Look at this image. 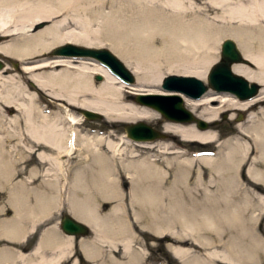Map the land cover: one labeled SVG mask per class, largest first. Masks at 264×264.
<instances>
[{"label":"bare ground","instance_id":"6f19581e","mask_svg":"<svg viewBox=\"0 0 264 264\" xmlns=\"http://www.w3.org/2000/svg\"><path fill=\"white\" fill-rule=\"evenodd\" d=\"M109 2L112 10L103 14L117 17L118 1ZM146 3L147 0H135L129 10ZM161 3L164 9L154 7L152 17H146L150 16L148 10L145 17L139 16L140 12L136 17L128 14L129 28L124 27L122 41L111 42L110 36V44L105 45L99 33L88 30L92 16H103L95 11L100 5H94L93 0H0V36L5 37L0 53L21 61L19 74H12L14 69L7 66L0 69V187L11 186L14 190L7 204L12 214L0 220V239L19 243L33 232L38 237L27 253L0 245V264L11 261L12 256L17 263L10 264H64L62 260L68 258L74 237H60L54 228L56 223L45 225L55 211L61 210L62 200L68 202L66 211L90 228L87 239L83 235L77 239V249L91 264H143L139 256L145 249L140 250L136 244L143 245L139 232L168 236L166 248L180 264L259 262L264 242L254 225L262 210L251 197L260 199L254 191L258 185L264 189V0H204L205 7L193 0ZM206 7L215 11L211 19L197 15ZM188 15L192 17L187 19ZM71 22L79 27H67ZM212 22L222 24L211 27ZM38 23L46 24L35 28ZM216 34L234 40L247 60L232 62L230 70L248 82H257L260 89L246 99L210 86L212 92L196 98L179 93L186 109L208 122L222 109L230 115L234 110L245 114L234 134L223 140V152L194 154L219 176L218 195L206 191L204 198L209 203H199L186 184L192 158L170 150L173 147L168 142L156 143L125 133L117 136L113 128L120 122L135 124L158 118L162 131L180 139L217 142L216 133L209 127L200 128L194 121L178 119L184 112L169 110H173L175 97L166 95L176 91L159 89L166 74L206 78L207 68L217 57L210 56L206 44ZM64 43L106 46L131 69L135 80H122L96 58L56 54V47ZM93 74H99L98 82L92 79ZM41 94L48 100L45 106L41 105ZM132 94L160 95L146 98L157 108L163 107L168 116L152 104L132 100ZM80 108L100 113L109 130L83 132ZM153 146L165 152L160 154L164 165L156 161L157 156L137 152ZM73 156L79 158L74 172L68 170V158ZM85 158L89 162L86 171ZM114 160L121 170L115 167ZM166 167L174 169L170 181ZM242 167L247 186L239 176ZM120 173L130 183L129 201L96 202L94 192L101 200L120 201ZM198 173L195 183L202 185ZM29 191L34 201L26 198ZM258 199L256 203H260ZM204 204L213 209L204 208ZM37 226L42 227L39 230ZM75 261L76 258L69 264Z\"/></svg>","mask_w":264,"mask_h":264},{"label":"rangeland","instance_id":"374dc122","mask_svg":"<svg viewBox=\"0 0 264 264\" xmlns=\"http://www.w3.org/2000/svg\"><path fill=\"white\" fill-rule=\"evenodd\" d=\"M110 0H100L99 2H97L96 0H93V4L94 5H97L98 3H99V5H100V8H98L97 6L95 7V11L97 12V14H103V12L105 13V12H107V11H109V10H112V9H110V7H112V5L110 4V2H109ZM117 3L115 4L116 5V7H115V15H117L118 14V16L116 17V19H114L115 17L113 16V18H112V16L111 15H107L108 17H105L106 15H104L103 14V16H101V17H97V19H95V17L94 16H92L93 17V21L90 23V25H89V31H90V29L91 30H93V31H96V33L98 34V37L99 38H101L100 40H102V42L103 43H105V45H108V44H110L109 42H110V40L109 39H111V38H113L112 40H111V42L113 41V40H116L117 41V43L118 42H121L122 41V39H121V37L120 36H122V34H124L125 32L123 31L124 30V27L126 28V30H128V28H129V26H128V23L130 22L129 21V15L128 14H130L131 16H137V12H140V13H138V15L139 16H141L142 17V15H144L143 17H145L147 14H149V12H150V16H146V17H152L153 16V13L155 12V10H154V7H161L162 9H164V7L161 5L162 3V0H147V3L146 4H144V6L143 7H141L140 8V6L139 7H133V8H131L130 10H129V5L131 4V3H134V1L135 0H115ZM193 1H195L197 4H199V5H201V6H203V7H205L206 6V4L204 3V0H193ZM101 3H104V4H102L101 5ZM145 5H147V6H145ZM128 6V7H127ZM150 6V7H149ZM137 8L139 9V10H137ZM143 8L145 9V10H143ZM148 8H150V10L148 9ZM124 11V13H126V15L124 16L123 14V11ZM134 10V11H133ZM141 10V11H140ZM149 12H148V11ZM133 11V12H132ZM136 11V12H135ZM118 12V13H117ZM122 13V14H121ZM215 13V11L214 10H212L211 8H208V7H206V8H204L201 12H199V14H197V15H199V16H201L200 18H207V19H211V17L213 16V14ZM132 14H134V15H132ZM121 15V16H120ZM122 15H123V17H122ZM128 15V16H127ZM191 15H193V14H191ZM187 16V19L188 18H191L192 16ZM126 16H127V18H128V21L126 20L127 18H126ZM104 17H105V19L108 21V22H110L111 21V23H108V22H106L105 20H104ZM111 19H110V18ZM101 18V19H100ZM121 18V19H120ZM204 18V19H205ZM114 19V24H113V20ZM206 19V20H207ZM101 20H104V21H101ZM119 20V21H118ZM120 20H121V22H120ZM123 20L125 21V22H123ZM101 21V22H100ZM118 21V25L116 24V22ZM209 21V20H208ZM102 22H104V23H102ZM122 22L124 23L123 25L124 26H122ZM210 22V21H209ZM44 24H46V23H38L37 25H35V28H40L42 25H44ZM100 24H102V26H99ZM108 24H112L111 26L109 25V27H108ZM121 24V28L119 27V25ZM222 23H219V22H216V23H213L212 22V26L211 27H216V26H219V25H221ZM105 25H107V26H105ZM130 25V24H129ZM68 26H71L72 28H74V29H77L79 26L78 25H76V24H74L73 22H71V23H69V24H67V27ZM117 26V27H119L118 29L117 28H115V27ZM107 29H106V28ZM112 28L115 30H112ZM110 29V30H109ZM117 29V30H116ZM121 29H122V31H121ZM110 31L112 32L113 31V33H114V35L112 34V33H110ZM120 31L122 32V33H120ZM117 32H119V36H118V34H117ZM127 32V31H126ZM111 35H110V34ZM101 36V37H100ZM105 36H107V38L105 37ZM110 36H113V37H111V38H109ZM130 36V35H129ZM129 36H128V38H129ZM212 37L214 36V35H211ZM211 36H210V38H209V41L207 42V44H206V46L207 45H209V47H207V52L210 54V56L211 57H215L216 55H217V57H218V51H217V47H218V43H219V41L222 39V38H224V36H220V35H218V34H216L214 37H213V40L211 41ZM104 37V38H103ZM119 37V38H118ZM5 37H1L0 36V43L2 42V39H4ZM107 40H109V41H107ZM109 38V39H108ZM121 39V40H120ZM131 39V38H130ZM129 39V40H130ZM120 40V41H119ZM107 43V44H106ZM113 43H115V41L113 42ZM129 45V44H128ZM130 47H133V45H129ZM103 47H106V46H103ZM107 48V47H106ZM53 50V49H52ZM217 57H216V59H217ZM216 59H214V60H216ZM0 64H1V66H0V69H2V68H4L5 66H7V67H9V68H11V69H14V71H13V73L12 74H19V72H18V69L17 68H19L20 67V65H21V61L20 60H18V59H16V58H12V57H6V56H4L3 54H1L0 53ZM251 66V65H250ZM251 67H253V66H251ZM17 69V70H16ZM166 74V73H165ZM97 75H99V74H97ZM134 75V74H133ZM95 76H96V74H93L92 75V79L95 81V82H98L99 80H100V77L99 78H95ZM165 76H167V74L165 75ZM134 80H135V76H134ZM160 81V80H159ZM203 81L204 82H206V79H205V77L203 78ZM134 82V81H133ZM161 82V81H160ZM159 89H161V87H160V83H159ZM258 89H260V86L258 87ZM258 89L256 90V92L258 91ZM205 91H213L211 88H207ZM204 91V92H205ZM132 95H136V94H132ZM41 97V99H42V102H41V105L42 106H45V105H47L48 103H47V99L45 98V97H43V95L41 94L40 95ZM134 96H131V97H133V98H131L132 100H134V101H137L138 102V99H137V97H134ZM183 105V104H182ZM184 106V105H183ZM185 107V106H184ZM186 108V107H185ZM77 109L75 108V111H76ZM61 111H63L62 110V108L60 109V112ZM158 112V111H157ZM160 114V113H159ZM161 115V114H160ZM162 116V115H161ZM244 116H245V114H244V112L243 111H238V110H234L233 112H232V115H230V113H229V111L228 110H221V111H219L218 113H217V115H216V117L213 119V120H211V121H209V124L206 126V127H209L211 130H213L215 133H216V135H217V137H218V141L217 142H207V144H205V146H208V148L209 149H211V150H215L214 152L215 153H219V152H223V150L226 148V144H224L223 143V140L225 139V138H227V137H229V136H232L233 134H234V131L236 130V125H237V123H241V122H243V120H244ZM162 118L164 119V120H166L163 116H162ZM80 121H81V124H80V128L81 129H83V132H88V133H90V134H94L93 132L94 131H104V130H107L108 128L105 126V124H104V122H103V120H102V117L100 116V117H97V118H87V117H85V116H83L82 115V118L80 119ZM139 121H143L144 123H147V124H149V125H151V126H153L154 128H160V125L162 124V121H161V119H158V118H153V119H149V120H147V121H144V120H139ZM130 124V123H129ZM85 130H87V131H85ZM109 130V129H108ZM112 130V129H111ZM113 131H115V134L117 135V136H122V134L123 133H125L126 134V131H125V125H124V122H120V123H117V125L116 126H114V128H113ZM162 133L163 134H165L164 135V137H158V138H154L153 140H155L156 141V143L157 142H163V143H166V142H168V143H170V144H172V147L173 148H171L170 150H176L175 152L177 153V154H179L181 157H185V158H192V160H191V163H190V166H189V169H188V172H187V178H186V184L191 188V190H192V192L193 193H195L196 195H197V198H198V202L199 203H209V202H206V200H205V192L206 191H208V192H212V193H214V196L215 195H218V193H219V176L218 175H216V174H214L212 171L210 172V170L207 168V167H205L203 164L204 163H202V161L201 160H199V156H196V155H194L195 154V151H196V149H197V145L196 144H194V143H198V142H195V141H189V140H187V141H185V140H181L178 136H176V135H174V134H171V133H168V132H165V131H162ZM203 145V144H202ZM157 147H158V145H156ZM156 146H153V148H151L150 150L149 149H145V150H141V149H138L137 150V152H139V153H141V154H145V155H151L152 154V156H157V158H158V160H156L157 162H159V163H161V164H163L164 165V163L163 162H160V158H161V156H160V154L162 155V153H165L164 151L162 152V153H160L159 152V150L161 149V148H157ZM198 150V149H197ZM169 156H171L170 154H169ZM69 160H68V170L70 169V170H72L73 172L74 171H76V169H77V165H76V163H77V160L79 159L78 158V156H73V157H71V158H68ZM114 162H115V167L116 168H118L119 170H121V165H119V162L117 161V160H114ZM222 161L220 160L219 162H215V163H221ZM83 163V162H82ZM84 165H85V171L87 170V168H88V166H89V162L87 161V159L85 158V161H84ZM71 164V165H70ZM70 165V166H69ZM119 165V166H118ZM174 167V166H173ZM173 167H169V169H167L168 167H166V169L168 170V173H165V174H167V181H170L171 179H172V173H173ZM175 168V167H174ZM28 169L29 168H27L26 170H27V173H28ZM89 170V169H88ZM91 170V169H90ZM199 170V173L197 172ZM69 172H71V171H69ZM197 173H198V175L201 177V182H202V185H198V184H196L195 183V180H196V176H197ZM121 174V178H120V181H119V184H118V186H119V189L121 190V197H120V201H110L109 199H107V200H101L100 198H96L95 197V194H97L96 192H94V194H93V191H92V194H93V197H94V199H95V201L96 202H99V201H101L100 203H127L128 201H129V196H128V193H129V190H130V183H129V181L125 178V176H124V174L123 173H120ZM85 175V174H84ZM92 175V174H91ZM91 175H88V178L91 176ZM239 176L242 178V182H243V184L245 183V186H247L248 184L245 182V181H248L247 180V177H245V175H244V173H243V167L242 168H240V174H239ZM70 179H72V176H70ZM11 187V186H10ZM10 187H0V220H1V218H4V217H10V215L12 214V209H11V207H9V205H7V204H9V202H10V198H11V195H12V193L14 192V190L12 191V189L10 188ZM114 188V187H113ZM254 191H256V192H258L259 193V195L261 196V197H259L260 199H261V201H260V199H258L257 197H254L252 194L253 193H251L250 191H249V193H250V195H252V197H251V201L252 202H254V203H256V202H258L257 201V199L260 201V202H264V189L263 188H261V185H258V189H255ZM262 192V193H261ZM81 195V194H80ZM79 195V196H80ZM26 198L27 199H29V200H32V201H34V198H33V196H32V194H30V191L29 192H27V195H26ZM82 198H85V196H83L82 195ZM105 201V202H104ZM26 203H33V202H26ZM61 203L64 205V207L65 208H62L63 207V205L61 204V212H65V210H67L66 209V207H67V205H68V202H67V200H64V202H63V200L61 201ZM211 203V202H210ZM212 203H218V202H212ZM220 203V202H219ZM98 204V203H97ZM96 204V205H97ZM222 204V203H221ZM207 205V206H206ZM204 208H207V209H213L212 207H210V205H208V204H204ZM101 209H103V208H101ZM262 210V209H261ZM260 210V211H261ZM264 215V214H263ZM262 215V211L261 212H259V214H258V219H256V222L259 220V218L260 217H262L263 216ZM59 211H55L54 212V214L50 217V219H48L45 223H47V224H45L46 226L47 225H50L51 223L54 225V223H57V220H58V218H59ZM42 226H45V225H43V224H41ZM256 225V224H255ZM41 226V227H42ZM41 227L40 226H37V229H41ZM55 228V227H54ZM38 230V231H39ZM58 232H60V234H61V231H60V229L59 228H57L56 229ZM203 232H207V230H204ZM139 233H141L140 235L142 236V237H144V234H148V233H145V232H139ZM90 234V232H87L86 233V235H84V237H85V239H87V235H89ZM30 235V236H29ZM36 235H37V233L36 232H33L32 233V235L30 234V233H28V235L25 237V239H24V241L23 242H19V243H13V242H8L7 240H3V239H0V245H4L5 247H15V248H18V249H20V251L21 250H23L22 248H24V249H28L32 244V241H33V238L34 237H36ZM64 236V238H65V235H63ZM60 237H62V234H61V236ZM79 238V237H78ZM78 238H74V243H73V240H70V242H72V243H70V246H69V249H70V254L69 255H71V253H72V251H73V254L75 255V257H74V259L72 260V261H74L75 260V258H77L76 259V263L75 264H91V262H89V261H87L85 258H83V256L81 255V253H79L78 252V245H77V239ZM75 239H76V241H75ZM139 239V238H138ZM38 241V237H37V239H36V242ZM12 244V245H11ZM136 244H137V246H138V248L140 249V250H142V248H144V249H149V247L148 248H145L143 245L141 246V245H139L140 244V242H136ZM46 246H44L43 248H45ZM142 247V248H141ZM47 248V247H46ZM45 248V249H46ZM151 250V254L152 255H155V254H157L156 252L157 251H155L154 249H155V246L154 247H152V248H150ZM168 249V248H167ZM145 251V250H144ZM144 251H142L141 253H140V256H139V260L140 259H142V263L144 264V262L146 261V259L148 260V258L146 257L147 256V251L146 252H144ZM259 251V250H258ZM22 252V251H21ZM29 252V251H28ZM260 254H263V256H264V253L262 252V250L260 249ZM167 255H168V257H169V264H180V262L176 259V258H174L170 253H169V251H168V253H167ZM80 256V257H79ZM12 257H14V256H12ZM10 258L9 260H11V261H13V262H15V263H17V259H16V257H14V258ZM260 257H261V255H260ZM69 256H68V258L66 259V257L62 260L63 262L62 263H64V264H69ZM78 258H79V260H78ZM149 258H151V259H153V260H156L157 258L155 257V256H152V257H149ZM264 258V257H263ZM15 259V260H14ZM11 261H4L3 263H1V264H10L9 262H11ZM12 262V263H13Z\"/></svg>","mask_w":264,"mask_h":264},{"label":"water","instance_id":"95a60500","mask_svg":"<svg viewBox=\"0 0 264 264\" xmlns=\"http://www.w3.org/2000/svg\"><path fill=\"white\" fill-rule=\"evenodd\" d=\"M55 52L56 54H74L84 55L85 57L96 58L100 61L106 68L118 76L122 80L132 81L134 76L132 71L114 54L106 47L100 48H90V46L77 45L72 43H64L57 46ZM54 52V51H53ZM234 61H244L247 60L242 58L240 51L236 42L230 38L224 37L220 40L218 47V57L217 59L207 68L206 71V82H204L193 76V75H168L161 79L160 87L163 90H173L180 93H186L190 97H199L206 90L207 86L212 87L215 91L225 90L226 92L234 93L239 99H246L253 96L259 87L257 82H248L241 75L236 74L230 70V64ZM95 78H99L96 75ZM160 96L155 94H137V98L141 102L152 104L158 111L163 115H167V111L163 107L157 108L153 101L146 97ZM175 97L173 101L172 112H178L180 110L184 112L180 115L178 119L185 121H194L198 127L206 128L208 125L207 121L192 115L190 111L183 107L181 102V97L178 94L166 95V97ZM170 108V107H169ZM178 109V111H176ZM83 115L87 118H97L100 117V113L89 110L86 108H80ZM168 116V115H167ZM126 134L135 138H146L153 139L159 137L162 132L157 131L148 124L137 122L135 124L125 123ZM138 128H145L141 131ZM136 129V130H135ZM164 134L162 135V137ZM58 226L63 233L67 235H83L88 230L89 227L85 222L75 218L68 212H64L58 219Z\"/></svg>","mask_w":264,"mask_h":264},{"label":"flooded vegetation","instance_id":"af4514ba","mask_svg":"<svg viewBox=\"0 0 264 264\" xmlns=\"http://www.w3.org/2000/svg\"><path fill=\"white\" fill-rule=\"evenodd\" d=\"M206 147V146H205ZM203 148V147H201ZM257 205L260 206V208L262 209V215L264 214V202H260V203H255ZM61 212H59V215H60ZM256 225H254V231L257 233V236H259L263 242H264V215L262 217L259 218V220L255 223ZM152 238H154V240H152ZM36 240V237L33 238V241L31 244H33ZM155 241V242H154ZM141 242L143 244V246L145 248H148L149 249H145L147 251V258L148 260L146 259V263L150 262V264H153V263H159V264H169V257L167 255L168 253V250L166 248V244L168 242H170V238L168 236H165V235H161L159 237L157 236H154V235H151V234H144V237L141 236ZM151 242V243H150ZM155 246V251H157L155 255H152L150 252V248L154 247ZM23 250H26L24 248H22ZM260 253V252H259ZM261 257L259 258V262L257 264H264V256L263 254H260ZM152 256H155L157 259L156 260H153L149 257H152ZM70 262V261H68Z\"/></svg>","mask_w":264,"mask_h":264}]
</instances>
